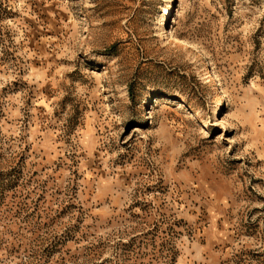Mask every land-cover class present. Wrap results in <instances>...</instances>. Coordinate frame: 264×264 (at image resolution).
<instances>
[{"label": "rangeland", "instance_id": "1", "mask_svg": "<svg viewBox=\"0 0 264 264\" xmlns=\"http://www.w3.org/2000/svg\"><path fill=\"white\" fill-rule=\"evenodd\" d=\"M0 264H264V0H0Z\"/></svg>", "mask_w": 264, "mask_h": 264}, {"label": "bare ground", "instance_id": "2", "mask_svg": "<svg viewBox=\"0 0 264 264\" xmlns=\"http://www.w3.org/2000/svg\"><path fill=\"white\" fill-rule=\"evenodd\" d=\"M170 38L174 39L178 45L180 46H185L187 47V43L185 41H183L182 39L178 38L174 33H172V31H170L169 35H168Z\"/></svg>", "mask_w": 264, "mask_h": 264}]
</instances>
